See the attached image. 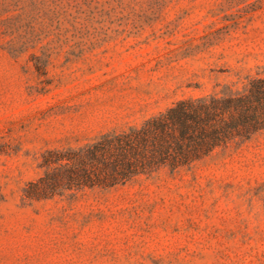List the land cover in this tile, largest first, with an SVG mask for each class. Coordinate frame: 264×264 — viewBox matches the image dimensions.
Listing matches in <instances>:
<instances>
[{
  "label": "rangeland",
  "instance_id": "1",
  "mask_svg": "<svg viewBox=\"0 0 264 264\" xmlns=\"http://www.w3.org/2000/svg\"><path fill=\"white\" fill-rule=\"evenodd\" d=\"M264 78V0H0V264H264V130L190 168L29 201L48 151Z\"/></svg>",
  "mask_w": 264,
  "mask_h": 264
},
{
  "label": "trees",
  "instance_id": "2",
  "mask_svg": "<svg viewBox=\"0 0 264 264\" xmlns=\"http://www.w3.org/2000/svg\"><path fill=\"white\" fill-rule=\"evenodd\" d=\"M264 130V78L241 94L185 99L143 126L102 135L80 149L48 151L47 171L25 189L29 201L110 190L167 169L176 173Z\"/></svg>",
  "mask_w": 264,
  "mask_h": 264
}]
</instances>
